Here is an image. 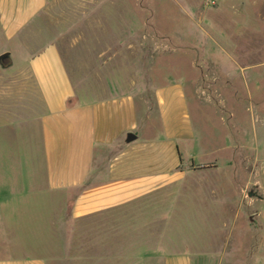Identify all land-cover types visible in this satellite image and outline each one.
Returning <instances> with one entry per match:
<instances>
[{
	"label": "crops",
	"instance_id": "0c3cea01",
	"mask_svg": "<svg viewBox=\"0 0 264 264\" xmlns=\"http://www.w3.org/2000/svg\"><path fill=\"white\" fill-rule=\"evenodd\" d=\"M46 7L0 0L9 62L0 65V140L18 167L34 160V131L39 147V167L0 183L10 238L0 264H264V26L247 30L229 76L194 95L198 130L177 79L153 89L150 107L128 94L79 95L57 40L39 25ZM13 51L20 62L9 71ZM194 203L200 226L223 230L242 218L234 245L227 232L213 236L214 250L211 236L194 248Z\"/></svg>",
	"mask_w": 264,
	"mask_h": 264
},
{
	"label": "rangeland",
	"instance_id": "374dc122",
	"mask_svg": "<svg viewBox=\"0 0 264 264\" xmlns=\"http://www.w3.org/2000/svg\"><path fill=\"white\" fill-rule=\"evenodd\" d=\"M39 25L47 39L57 40L74 87L85 99L128 94L139 105L150 107L153 89L177 79L185 87L199 130L194 95L206 82L214 89L217 74L233 72L232 59L238 62L248 49L247 30L261 31L264 26V0H47ZM12 59L9 71L16 70L20 62L17 51L12 52ZM205 115L206 121L213 122L207 109ZM37 139L34 131L33 144H29L34 160L22 161L19 167L10 161V145L0 140V183L9 178L13 183L10 174L17 168L21 179L28 176L25 164L30 163L32 170L37 161ZM21 149L25 158L28 146L22 144ZM199 211V204L194 203L190 230L195 249L200 239L211 236L214 250L217 233L230 232V244H235L241 217L219 230L215 224L200 226ZM6 212L0 202V259L10 258V238L3 226Z\"/></svg>",
	"mask_w": 264,
	"mask_h": 264
},
{
	"label": "water",
	"instance_id": "95a60500",
	"mask_svg": "<svg viewBox=\"0 0 264 264\" xmlns=\"http://www.w3.org/2000/svg\"><path fill=\"white\" fill-rule=\"evenodd\" d=\"M8 62V54H4L2 56H0V65L5 66L7 65Z\"/></svg>",
	"mask_w": 264,
	"mask_h": 264
},
{
	"label": "built area",
	"instance_id": "2783aa9c",
	"mask_svg": "<svg viewBox=\"0 0 264 264\" xmlns=\"http://www.w3.org/2000/svg\"><path fill=\"white\" fill-rule=\"evenodd\" d=\"M200 168H203V166H201Z\"/></svg>",
	"mask_w": 264,
	"mask_h": 264
}]
</instances>
